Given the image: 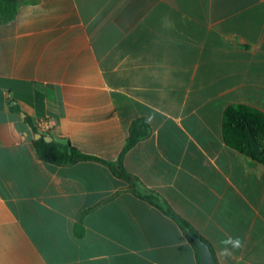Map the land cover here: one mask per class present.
<instances>
[{
	"label": "crops",
	"instance_id": "1",
	"mask_svg": "<svg viewBox=\"0 0 264 264\" xmlns=\"http://www.w3.org/2000/svg\"><path fill=\"white\" fill-rule=\"evenodd\" d=\"M236 103L264 111V0H19L0 24V264H197L179 227L106 166L46 164L32 144L48 118L43 135L114 161L140 117L150 135L126 171L216 264H264V165L221 138ZM228 237L243 247L221 256Z\"/></svg>",
	"mask_w": 264,
	"mask_h": 264
},
{
	"label": "trees",
	"instance_id": "2",
	"mask_svg": "<svg viewBox=\"0 0 264 264\" xmlns=\"http://www.w3.org/2000/svg\"><path fill=\"white\" fill-rule=\"evenodd\" d=\"M18 4L19 0H0V24H5L13 19ZM16 109L15 106L11 105L12 111H16ZM26 121L31 125L28 118ZM31 128L33 133L36 134L32 126ZM248 132H251L260 149L259 157L255 155L251 148L248 140ZM149 135L150 125L145 117L133 120L130 124L124 146L114 161H106L83 154L71 146L69 142L64 143L55 140L45 142L43 139H37L34 140L32 144L39 160L46 164L54 166H71L82 161H93L106 166L115 178L129 185L130 193L135 198L155 207L179 227L186 240L195 251L197 264H200L198 251L191 236H195L203 241L208 246L213 256L210 244L199 236L188 222L177 215L160 195L146 188L138 178L129 174L123 165L125 154L139 141L148 138ZM221 138L226 147L237 152L243 158L264 165V111L240 103L226 106L221 117ZM84 214L85 212L79 216L77 224L74 226V234L78 238H82L84 235L83 228L81 227V220Z\"/></svg>",
	"mask_w": 264,
	"mask_h": 264
},
{
	"label": "water",
	"instance_id": "3",
	"mask_svg": "<svg viewBox=\"0 0 264 264\" xmlns=\"http://www.w3.org/2000/svg\"><path fill=\"white\" fill-rule=\"evenodd\" d=\"M34 139H43L45 142L53 141V138L49 135H41L38 133L34 135ZM248 140L255 155L259 157L260 149L251 132H248ZM191 239L197 248L200 264H216L208 246L195 236H191Z\"/></svg>",
	"mask_w": 264,
	"mask_h": 264
},
{
	"label": "clouds",
	"instance_id": "4",
	"mask_svg": "<svg viewBox=\"0 0 264 264\" xmlns=\"http://www.w3.org/2000/svg\"><path fill=\"white\" fill-rule=\"evenodd\" d=\"M221 243L225 245V247L220 251L221 256L231 255L233 250H239L243 247V242L239 237H228L227 239L221 241Z\"/></svg>",
	"mask_w": 264,
	"mask_h": 264
},
{
	"label": "built area",
	"instance_id": "5",
	"mask_svg": "<svg viewBox=\"0 0 264 264\" xmlns=\"http://www.w3.org/2000/svg\"><path fill=\"white\" fill-rule=\"evenodd\" d=\"M53 127V123L50 119L44 118L39 119L34 124V131L38 134H45L46 132L50 131Z\"/></svg>",
	"mask_w": 264,
	"mask_h": 264
}]
</instances>
